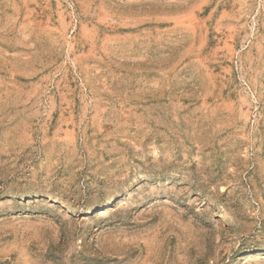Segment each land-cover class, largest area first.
I'll list each match as a JSON object with an SVG mask.
<instances>
[{"label":"rangeland","instance_id":"obj_1","mask_svg":"<svg viewBox=\"0 0 264 264\" xmlns=\"http://www.w3.org/2000/svg\"><path fill=\"white\" fill-rule=\"evenodd\" d=\"M0 264H264V0H0Z\"/></svg>","mask_w":264,"mask_h":264}]
</instances>
